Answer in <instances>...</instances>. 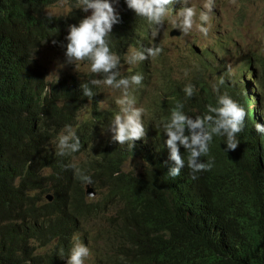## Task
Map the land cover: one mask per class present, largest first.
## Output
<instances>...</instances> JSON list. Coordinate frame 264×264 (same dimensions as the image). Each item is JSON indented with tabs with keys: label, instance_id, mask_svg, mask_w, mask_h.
Segmentation results:
<instances>
[{
	"label": "trees",
	"instance_id": "16d2710c",
	"mask_svg": "<svg viewBox=\"0 0 264 264\" xmlns=\"http://www.w3.org/2000/svg\"><path fill=\"white\" fill-rule=\"evenodd\" d=\"M61 1L71 5L68 13L48 12ZM115 4L120 22L109 43L122 60L129 47L149 46L152 38L124 0ZM86 15L77 0H0V264L66 263L72 237L112 204L114 226L98 264H264V138L254 128L264 122V56L248 54L240 79L220 93L203 75L193 79L191 97L168 86L149 106L144 138L132 148L106 139L90 152L93 159L79 162L115 112L102 108L101 88L91 80L49 81L37 56L46 45L63 54L52 41H64L68 25ZM83 83L92 97L83 95ZM223 93L250 111L237 148L225 152L224 138L214 135L200 157L213 161L210 169L193 173L181 148L185 166L167 175L173 162L161 125L171 110L181 103L187 115H203ZM65 125L81 147L60 155L56 137ZM137 159L140 173L126 170ZM88 184L103 193L98 202L87 197Z\"/></svg>",
	"mask_w": 264,
	"mask_h": 264
},
{
	"label": "clouds",
	"instance_id": "9594fccd",
	"mask_svg": "<svg viewBox=\"0 0 264 264\" xmlns=\"http://www.w3.org/2000/svg\"><path fill=\"white\" fill-rule=\"evenodd\" d=\"M117 2L118 0H77L79 9L85 13L91 10L90 14L80 19L77 24L68 25L64 41L53 40L52 43L54 45L59 43V46L63 48L64 64L74 65L78 69L80 63L84 62L91 73L101 74L100 78H93L90 81L91 85H103L119 90L120 95L115 100L118 110L104 127L111 133L112 141L120 145L127 143L132 148L135 141L146 136L145 109L137 106L136 98L131 93L133 86L141 84L143 76L139 72L122 76L120 57L110 48L109 36L113 26L120 22L119 13L114 7ZM124 2L137 17L149 24L153 41L152 46L144 47L142 50L129 48L125 53V63L128 65L157 57L161 53L162 49L155 41L165 27V22L173 27L169 33L171 38L183 36L194 27L205 36L209 32L208 22L213 11L214 0H203L199 11L193 0H124ZM175 4H179L180 7L176 9ZM173 30L181 34L171 36ZM226 71L229 73L233 71L231 64L226 65ZM219 83H223V77ZM81 88L84 96H93L89 83H83ZM212 89L217 92L218 85L213 83ZM183 92L187 97H191L194 93V85L186 84ZM255 104L252 102L251 108H255ZM260 111L264 115V105L261 106ZM249 113L250 111L244 105L227 93L218 94L215 105H207V112L195 117L187 115L183 111V104L177 103L171 110L168 120L161 125L166 134L164 144L168 149V160L173 162L168 167L167 175L178 176L185 166L181 148L187 153V166L193 173L210 169L213 161L211 159L203 161L200 157L209 152L213 136L224 138L225 152L235 150L240 143L237 134L243 130L245 122L248 123ZM254 128L264 138V122L256 121ZM80 147V139L73 130V126L65 125L56 137L58 154L75 153ZM68 166L75 168L72 164ZM80 178L90 182V177L87 175H82ZM72 241L66 264H85L90 255L89 247L75 235Z\"/></svg>",
	"mask_w": 264,
	"mask_h": 264
},
{
	"label": "rangeland",
	"instance_id": "374dc122",
	"mask_svg": "<svg viewBox=\"0 0 264 264\" xmlns=\"http://www.w3.org/2000/svg\"><path fill=\"white\" fill-rule=\"evenodd\" d=\"M202 2L203 0H193L197 6V11L200 10ZM70 6L67 2L61 1L51 6L48 12L63 15L69 12ZM114 7L117 10L118 5L114 4ZM179 7V4H175L176 9ZM90 11L87 15L90 14ZM208 24L207 36L201 34L194 27L183 36L171 38L169 33L173 27L165 22V27L155 41L159 43L162 51L157 57L144 60L146 61L145 67L143 66L144 61L128 65L125 63V56L122 60L120 58L122 76L136 72L143 76L141 84L133 86L131 93L136 98L137 106H142L145 109L144 124L146 130V123L151 115L149 114V106L154 104L160 91L164 93V90L170 85L183 90L186 84H192L193 79L203 75L204 81H208L211 87L213 83L218 85L217 92L220 93L227 84L240 79L239 70L247 62L248 54L256 52L264 56V0H214V7ZM152 44L153 41L149 46ZM129 48L142 50L144 46L133 45ZM203 51L205 52L203 53ZM37 59L43 66L47 77L49 76V81L70 80L71 77L80 80L100 78L98 75H93L84 62L80 63L78 69L74 65L64 64V55L51 45H46L41 49ZM61 64L64 66L60 67ZM227 64L232 65L233 71L231 73L226 71ZM221 77H223L222 84L219 83ZM228 78L230 81L225 84L224 82ZM100 88V102L103 101L100 103L102 108L111 112L117 111L118 106L115 104V100L120 95L119 90L103 85H100ZM151 126L152 124L148 125V127ZM106 139H109L110 145L111 133L105 130L91 148L88 147L89 149L87 148L75 159L79 162L93 159V154L90 152L98 148ZM143 165L144 163L139 159L134 162L129 161L126 164V170H134L139 174ZM88 185L95 192L92 197L93 201L98 202L103 193L97 187ZM116 208L113 204L107 205L102 214L86 220L80 232L75 235L90 249V255L85 264H98L97 254L105 249V240L110 237L114 222L109 219Z\"/></svg>",
	"mask_w": 264,
	"mask_h": 264
},
{
	"label": "water",
	"instance_id": "95a60500",
	"mask_svg": "<svg viewBox=\"0 0 264 264\" xmlns=\"http://www.w3.org/2000/svg\"><path fill=\"white\" fill-rule=\"evenodd\" d=\"M180 34L181 33L177 30H173L171 32V36H179ZM86 193H87V197H90V198H92L95 195L93 188H91L89 185L87 186V192ZM48 199L50 201L53 200V196L50 194Z\"/></svg>",
	"mask_w": 264,
	"mask_h": 264
}]
</instances>
